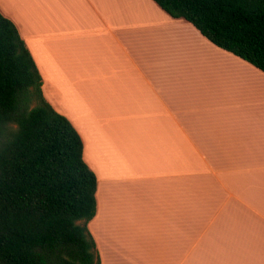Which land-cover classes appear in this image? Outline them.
Here are the masks:
<instances>
[{
  "label": "crops",
  "instance_id": "1",
  "mask_svg": "<svg viewBox=\"0 0 264 264\" xmlns=\"http://www.w3.org/2000/svg\"><path fill=\"white\" fill-rule=\"evenodd\" d=\"M97 177L101 264H264V73L153 0H0Z\"/></svg>",
  "mask_w": 264,
  "mask_h": 264
},
{
  "label": "trees",
  "instance_id": "2",
  "mask_svg": "<svg viewBox=\"0 0 264 264\" xmlns=\"http://www.w3.org/2000/svg\"><path fill=\"white\" fill-rule=\"evenodd\" d=\"M264 73V0H153ZM97 177L71 121L46 100L17 26L0 12V264H101L89 224Z\"/></svg>",
  "mask_w": 264,
  "mask_h": 264
}]
</instances>
